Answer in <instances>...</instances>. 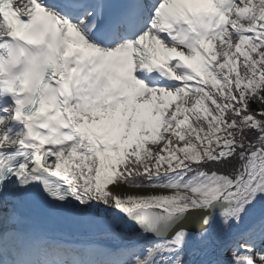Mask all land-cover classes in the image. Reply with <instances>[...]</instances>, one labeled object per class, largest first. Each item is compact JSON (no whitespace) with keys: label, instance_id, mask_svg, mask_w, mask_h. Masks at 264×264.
I'll list each match as a JSON object with an SVG mask.
<instances>
[{"label":"snow or ice","instance_id":"obj_1","mask_svg":"<svg viewBox=\"0 0 264 264\" xmlns=\"http://www.w3.org/2000/svg\"><path fill=\"white\" fill-rule=\"evenodd\" d=\"M0 264H264V0H0Z\"/></svg>","mask_w":264,"mask_h":264}]
</instances>
